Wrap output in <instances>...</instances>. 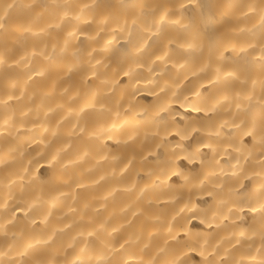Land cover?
<instances>
[{
	"label": "bare ground",
	"instance_id": "6f19581e",
	"mask_svg": "<svg viewBox=\"0 0 264 264\" xmlns=\"http://www.w3.org/2000/svg\"><path fill=\"white\" fill-rule=\"evenodd\" d=\"M0 264H264V0H0Z\"/></svg>",
	"mask_w": 264,
	"mask_h": 264
}]
</instances>
